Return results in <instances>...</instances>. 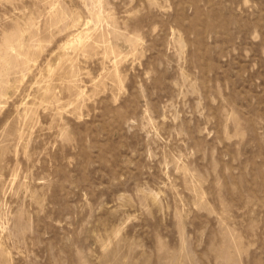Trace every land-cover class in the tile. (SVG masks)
Segmentation results:
<instances>
[{
    "label": "rangeland",
    "instance_id": "374dc122",
    "mask_svg": "<svg viewBox=\"0 0 264 264\" xmlns=\"http://www.w3.org/2000/svg\"><path fill=\"white\" fill-rule=\"evenodd\" d=\"M0 264H264V0H0Z\"/></svg>",
    "mask_w": 264,
    "mask_h": 264
}]
</instances>
